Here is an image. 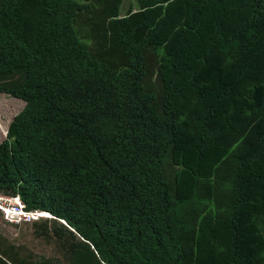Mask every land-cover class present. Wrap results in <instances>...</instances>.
<instances>
[{"label": "trees", "instance_id": "trees-1", "mask_svg": "<svg viewBox=\"0 0 264 264\" xmlns=\"http://www.w3.org/2000/svg\"><path fill=\"white\" fill-rule=\"evenodd\" d=\"M134 1L0 0V264H264V0Z\"/></svg>", "mask_w": 264, "mask_h": 264}, {"label": "rangeland", "instance_id": "rangeland-1", "mask_svg": "<svg viewBox=\"0 0 264 264\" xmlns=\"http://www.w3.org/2000/svg\"><path fill=\"white\" fill-rule=\"evenodd\" d=\"M79 3H85L86 0H74ZM134 0H124L121 7V13L126 15L128 8H135ZM137 8V7H136ZM135 8V9H136ZM126 11V13L124 12ZM24 106V101L16 96H11L0 91V143L6 139L8 127L13 120V116L18 113ZM187 173L196 174V170L190 167L185 169ZM18 196V195H15ZM49 220V219H48ZM38 230L33 225H21L18 227L7 226L3 223L0 217V237L6 239L10 244L25 249L23 255L27 253L35 255L37 258H59L61 251L56 247V244L43 242L36 237ZM224 259H226L224 257Z\"/></svg>", "mask_w": 264, "mask_h": 264}, {"label": "built area", "instance_id": "built-area-1", "mask_svg": "<svg viewBox=\"0 0 264 264\" xmlns=\"http://www.w3.org/2000/svg\"><path fill=\"white\" fill-rule=\"evenodd\" d=\"M0 213L5 225L21 226L35 222L53 219L50 214L34 210L27 211L19 196L4 195L0 193Z\"/></svg>", "mask_w": 264, "mask_h": 264}, {"label": "crops", "instance_id": "crops-1", "mask_svg": "<svg viewBox=\"0 0 264 264\" xmlns=\"http://www.w3.org/2000/svg\"><path fill=\"white\" fill-rule=\"evenodd\" d=\"M0 217H1V213H0ZM1 219H2V217H1ZM29 225H33V224H29ZM18 227V226H17ZM4 239V238H3ZM4 240H6V239H4ZM7 241V240H6ZM8 242V241H7Z\"/></svg>", "mask_w": 264, "mask_h": 264}, {"label": "clouds", "instance_id": "clouds-1", "mask_svg": "<svg viewBox=\"0 0 264 264\" xmlns=\"http://www.w3.org/2000/svg\"><path fill=\"white\" fill-rule=\"evenodd\" d=\"M44 212V211H43ZM47 213V212H46ZM1 217H2V215H1ZM3 221V220H2ZM4 223V222H3ZM5 224V223H4ZM8 226V225H7ZM11 227H17V226H11Z\"/></svg>", "mask_w": 264, "mask_h": 264}]
</instances>
